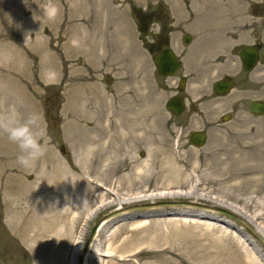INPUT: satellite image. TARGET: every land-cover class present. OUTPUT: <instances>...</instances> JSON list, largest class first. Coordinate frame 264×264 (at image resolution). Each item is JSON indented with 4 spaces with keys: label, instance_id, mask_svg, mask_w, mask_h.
Segmentation results:
<instances>
[{
    "label": "rangeland",
    "instance_id": "rangeland-1",
    "mask_svg": "<svg viewBox=\"0 0 264 264\" xmlns=\"http://www.w3.org/2000/svg\"><path fill=\"white\" fill-rule=\"evenodd\" d=\"M192 1L194 32L236 35L226 28L249 9L246 24H264L254 16L264 0ZM47 2L0 0V102L50 137L24 169L0 135V264H78L93 226L115 211L124 213L99 228L84 264H264V116L246 100L263 94L202 91L194 113L173 116L169 81L137 30L179 0H52L55 19ZM209 41L208 55L228 44ZM197 131L202 148L189 141ZM164 203L234 211L259 239L218 213Z\"/></svg>",
    "mask_w": 264,
    "mask_h": 264
},
{
    "label": "flooded vegetation",
    "instance_id": "flooded-vegetation-1",
    "mask_svg": "<svg viewBox=\"0 0 264 264\" xmlns=\"http://www.w3.org/2000/svg\"><path fill=\"white\" fill-rule=\"evenodd\" d=\"M179 1L177 7L170 4L169 8L151 11V19L146 27L140 26L137 30V41L140 36L146 38V52L155 75L169 81V84H165L171 89L165 108L169 100L177 99L183 105L180 115L194 113L201 99L199 94L209 90L216 97L226 96L234 90L242 93H262L261 98L251 100L247 96L246 100L249 105L253 101L264 102V24L256 26L246 24L245 17H250L251 13L249 9L241 25L226 28V31L237 33L236 35L227 36L228 32L225 34V31L221 35V32H213L214 30L194 32L190 29L195 17L191 8L193 1ZM253 4L256 11L263 10L261 8L263 2ZM254 16L264 22V14L256 13ZM153 19L157 24L152 23ZM244 27L246 29L241 30ZM216 35L220 38L225 36L228 44L216 54H204L205 48L208 49L211 44L217 43L209 41L210 36ZM242 37L246 38V41H243ZM162 52H167L177 63L172 75L167 73L160 77L158 74L155 59ZM226 84L229 85V91L221 96L216 94V86Z\"/></svg>",
    "mask_w": 264,
    "mask_h": 264
},
{
    "label": "clouds",
    "instance_id": "clouds-1",
    "mask_svg": "<svg viewBox=\"0 0 264 264\" xmlns=\"http://www.w3.org/2000/svg\"><path fill=\"white\" fill-rule=\"evenodd\" d=\"M27 2L28 0H25L26 4ZM42 10L48 19H55L59 14V8L52 3V0H48ZM27 34H25V38H27ZM0 135L6 136L8 141L18 147L20 154L17 157V163L24 169L35 168L36 162L45 155L47 144L50 142V137H46V133L37 127L35 117L24 118L14 104L3 107L2 102H0ZM64 200L66 201L65 206H67L71 202V197L64 193ZM35 203L42 204L43 198L37 197ZM59 203V198H56L48 205L57 206Z\"/></svg>",
    "mask_w": 264,
    "mask_h": 264
},
{
    "label": "water",
    "instance_id": "water-1",
    "mask_svg": "<svg viewBox=\"0 0 264 264\" xmlns=\"http://www.w3.org/2000/svg\"><path fill=\"white\" fill-rule=\"evenodd\" d=\"M264 55V54H263ZM155 65L157 67L158 70V74L160 77H164L165 75H167V73L169 75H172L177 67V63L172 59V57L167 53V52H162L161 54H159L157 56V58L155 59ZM164 70H166V73H164ZM229 91V85H218L216 86L215 92L216 94H218L219 96L227 93ZM166 109L168 111H170L173 115H180L183 109V105L181 104L180 101H178L177 99H171L167 102L166 104ZM250 114L254 115V116H264V102H260V101H253L248 108ZM227 118L224 117L223 121H226ZM207 141V135L205 132H194L191 134L190 136V143L197 147V148H201L206 144ZM61 152H64L63 147L60 148ZM157 206H161L160 204H158ZM162 206H174V207H189V208H202L204 210H208V211H212L215 213H218L220 215H223L225 217H228L238 223H240L241 225L245 226L247 228V230L252 233L256 238H258V236L256 235V233L250 229L246 224H244V222L238 217L236 216L233 211L230 212L228 210L222 209V208H211L208 206H202L199 204H187V203H164L162 204ZM154 206H145V207H138L135 208L134 210H142L145 208H151ZM122 213H124V211H115L111 214H108L107 216H105L104 218H102L101 220H99L92 228L90 234H89V238L84 246L83 252H82V256L79 259V263L78 264H84V260L86 257V254L89 250V247L92 243V241L94 240L99 228L102 226L103 223L109 221L110 219H112L113 217L116 216H120ZM259 239V238H258Z\"/></svg>",
    "mask_w": 264,
    "mask_h": 264
},
{
    "label": "bare ground",
    "instance_id": "bare-ground-1",
    "mask_svg": "<svg viewBox=\"0 0 264 264\" xmlns=\"http://www.w3.org/2000/svg\"><path fill=\"white\" fill-rule=\"evenodd\" d=\"M117 148V150H121V147L120 146H118V147H116ZM113 149V148H112ZM140 169H143V166L142 167H136V169L135 170H137V171H139ZM136 177V179H138V176L136 175L135 176ZM136 179H131L130 181H129V183H130V185L131 186H133L134 184H138V182H139V180H136ZM107 191V190H106ZM160 197L161 198H164L165 197V195L163 194V195H160ZM138 198V197H137ZM135 199H136V197H135ZM121 210V209H120ZM105 223H107V222H105ZM104 224V223H103ZM102 224V225H103Z\"/></svg>",
    "mask_w": 264,
    "mask_h": 264
}]
</instances>
